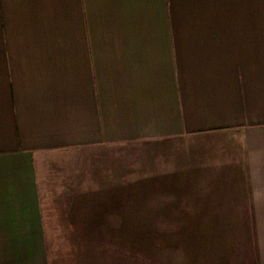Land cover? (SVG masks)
<instances>
[{"label":"crops","instance_id":"1","mask_svg":"<svg viewBox=\"0 0 264 264\" xmlns=\"http://www.w3.org/2000/svg\"><path fill=\"white\" fill-rule=\"evenodd\" d=\"M125 162L264 264V0H0V264H50L47 204Z\"/></svg>","mask_w":264,"mask_h":264},{"label":"rangeland","instance_id":"2","mask_svg":"<svg viewBox=\"0 0 264 264\" xmlns=\"http://www.w3.org/2000/svg\"><path fill=\"white\" fill-rule=\"evenodd\" d=\"M127 162L107 181L114 184L113 201L78 204L58 197V203L47 204L50 264L233 263V220L183 217L196 214L180 209L195 198L191 190L186 198L181 188L144 186ZM120 183L125 187L116 186ZM87 214L98 221L78 227L76 217Z\"/></svg>","mask_w":264,"mask_h":264}]
</instances>
